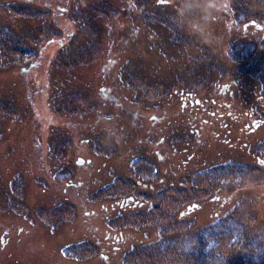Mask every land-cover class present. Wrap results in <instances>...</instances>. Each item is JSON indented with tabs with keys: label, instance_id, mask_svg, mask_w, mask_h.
<instances>
[{
	"label": "rangeland",
	"instance_id": "rangeland-1",
	"mask_svg": "<svg viewBox=\"0 0 264 264\" xmlns=\"http://www.w3.org/2000/svg\"><path fill=\"white\" fill-rule=\"evenodd\" d=\"M98 1L109 11L105 19L90 13L92 2L96 11L103 10ZM183 4L0 0V264H126L132 246L159 251L156 227L211 234L205 230L214 221L234 216L245 227L237 238L211 248L214 252L203 249L197 259L185 261L161 259L157 251L154 261L145 264H264V191H169L179 179L161 177L166 165L156 178L147 173L149 164L130 170L122 160L127 128L122 127L125 142L115 136L124 119L130 130L139 128L142 115L150 126L153 120L163 126L171 118L188 128L179 93L184 88L204 94L214 110L222 101L214 82L227 76L253 77L247 86L264 96V24L251 27L248 58V46L228 51L236 39L243 40L247 5L261 16L264 0H231V10L205 26L206 43L226 54L212 61L197 57L196 50L206 44L174 22ZM189 16L191 25L203 24L191 7L179 18L183 25ZM230 58L238 63L223 64ZM223 99L233 106L229 95ZM227 129L223 136L230 135ZM224 154L229 163V148ZM137 175L158 182V191H137ZM217 195L219 200L213 198ZM142 216L148 220L130 222Z\"/></svg>",
	"mask_w": 264,
	"mask_h": 264
},
{
	"label": "flooded vegetation",
	"instance_id": "flooded-vegetation-1",
	"mask_svg": "<svg viewBox=\"0 0 264 264\" xmlns=\"http://www.w3.org/2000/svg\"><path fill=\"white\" fill-rule=\"evenodd\" d=\"M262 6L264 7V4ZM250 7L247 5L249 9L247 12L242 13L245 18L242 24L244 32H242L243 35L241 34L243 40L240 38L236 40L247 41L248 50L251 49L252 51L251 46H253L254 41L252 32H250L252 31L251 27L254 28V23L264 24V20L261 22L262 17H264V9L260 11L262 15L259 16L254 14L258 10L252 11ZM252 13L256 16V19L252 16ZM190 19L193 20L191 17ZM190 36L192 35L190 34ZM192 38L194 39L193 36ZM194 46L195 44L189 49H193ZM230 48L231 53L236 50L232 44ZM196 51H198L197 57L206 56L211 61L217 55H226L222 49H219V46L214 47V44L203 45ZM230 59L231 61L223 60V64L227 61L234 65L238 63L237 59ZM169 68L171 67L169 66ZM252 80L254 78L251 76H245L242 79L227 76L224 80L215 81V89L220 91L218 95L222 97V101L219 102V107L216 110L209 107V99L204 94L186 88L182 89L179 92L183 104L181 111L183 117H188L187 120L183 118L182 122L187 125V129L181 128L176 120H171V118L162 123L163 126L161 124L155 125V123H159L155 120L152 121L150 126L145 116L142 115L138 118L139 122L136 124L139 128L135 127L136 130L133 128V132L129 128L130 124H127L124 119L121 121V131L115 136H121L118 141L125 142L122 127L127 128L129 138L128 143H126L127 150L122 159L123 163H130V170L132 166L138 169L139 164H149L147 173H151V177L154 175L156 178H159V168L163 169L166 165L165 174H161V177L173 180L174 178L179 179V184L176 185L174 181L169 184V191H264V96L259 94L254 89L255 87L247 86L253 83ZM241 81L245 84L244 88L241 87ZM233 84L234 88L232 87ZM201 88L206 87L202 86ZM169 94L171 95V93ZM225 95L231 97L233 106L223 99ZM251 95L254 96L255 104H258L257 107H254V101L250 100ZM188 102L190 105L189 108H186ZM171 115L174 116V114ZM102 116L104 115L102 114ZM228 126H230V129H227V133L230 135L223 136L222 130ZM217 129L221 131H217ZM141 130L145 131V136L140 133ZM102 132L105 133L103 130ZM214 132L217 135L215 138L212 137ZM109 138H113L112 134L109 135ZM86 144L90 153L91 139L87 138ZM227 148H229V154L232 156L229 163L224 154V152H227ZM90 158V163H96L92 160V157ZM105 165L107 164L105 163ZM175 168L180 170L176 172ZM223 168L227 169L224 173L222 172ZM213 169L216 171L207 175L211 171L206 170ZM93 173H95L94 170ZM183 178L193 180L194 183H185L180 180ZM92 179L94 180V175ZM69 182H72V179L67 181L66 184H69ZM135 185L137 191H158V182L142 180L138 175L135 177ZM193 185L194 189H192ZM202 187L204 188L202 189ZM215 197L216 200H219L218 195L213 198ZM130 199L137 201L135 197ZM193 205H196V202ZM186 208H190V206ZM184 210L182 214L187 212V210ZM190 211L188 210V212Z\"/></svg>",
	"mask_w": 264,
	"mask_h": 264
},
{
	"label": "trees",
	"instance_id": "trees-1",
	"mask_svg": "<svg viewBox=\"0 0 264 264\" xmlns=\"http://www.w3.org/2000/svg\"><path fill=\"white\" fill-rule=\"evenodd\" d=\"M164 2H166V1H164ZM97 6L102 7L103 10L96 11L94 8L95 6L93 5V2H92L91 7H93V8H92V11L90 13H92V16H93V14L94 15L96 14L97 17L102 16L105 19L107 14L109 13V11H107L106 6L101 1L97 2ZM190 17L186 22H184V25L188 26L189 23H191L193 21L192 19H190ZM191 18H193V17H191ZM261 22H263V19H261ZM93 25H94V23L92 24L93 31L95 30V32L98 34L99 27L94 28ZM185 29L187 30V27H185ZM232 45H234L236 50L244 49L245 47L248 46V44L246 42H243L241 40L234 41L232 43ZM228 50L231 51V48ZM248 51L249 50L247 49L246 54L244 55L245 57H247V54L248 55L251 54V52L248 53ZM241 55H243V54L241 53ZM160 210H163L165 212L171 211V210H165V209L159 208L158 211L161 212ZM178 215H180V213H177V216ZM234 217L222 218V220L219 219L221 221H217L218 219L216 221H214V224H211L210 226H208L211 229L205 230L211 234H207L205 232L204 233H202V232L198 233V231H196V232L194 231L193 233H190V231L187 229L188 227L184 228L182 226L181 227L177 226L179 229L178 228L174 229L173 225L169 226V227H165V228L160 227V226L156 227L155 230H157L156 231L157 235H159L158 240L160 243V244H158V246H160L159 247V251H160L159 257L161 259L166 258V259H171V260L173 259L174 260V259L181 258V260H185V259L187 260L188 259L189 261H192L193 258L197 259V255L200 254L202 252L201 250H203V249L206 250L208 248L209 252H214L213 250H211V248H214L215 246L219 247L220 243L224 242V240H226L227 238H229V239L237 238L239 228L241 226L245 227L237 219L235 220ZM146 220H148V218H143V216H142L139 219L131 220L130 222H132V223H135V221L145 222ZM232 221H234V222H232ZM130 222L128 224L127 229H130V226H131ZM193 227H194V224L191 226V228H193ZM182 232H185V233L182 234ZM200 233L204 236H202ZM182 243L184 244V246L182 245ZM150 248H149V246H144V247L143 246H132V248L130 249V253H129L128 257L125 260L126 264H145V261L151 262V260H153V257L157 256L156 254H157L158 249L156 248V251H155V249H150ZM218 249L219 248H216V250H218ZM159 251H158V253H159ZM172 253H174V255H178V256L177 257L169 256ZM103 257H104V259H106L105 256H103ZM94 259H95V257L93 256L91 258V260H94Z\"/></svg>",
	"mask_w": 264,
	"mask_h": 264
},
{
	"label": "clouds",
	"instance_id": "clouds-1",
	"mask_svg": "<svg viewBox=\"0 0 264 264\" xmlns=\"http://www.w3.org/2000/svg\"><path fill=\"white\" fill-rule=\"evenodd\" d=\"M170 3H173L174 0H169ZM231 5V0H184L183 6L180 8L177 13V19L174 21L177 24L178 28L187 27L188 32L202 43L208 45L205 41V38L201 35L205 29V26L210 25L217 18H222V14L229 12ZM195 7L203 20V24L195 25H183L180 21V17H183L185 12L191 8Z\"/></svg>",
	"mask_w": 264,
	"mask_h": 264
}]
</instances>
